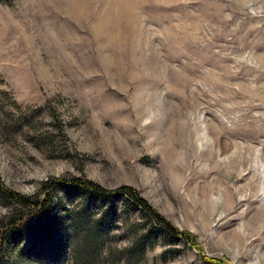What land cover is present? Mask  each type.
I'll return each instance as SVG.
<instances>
[{
    "label": "rangeland",
    "instance_id": "obj_1",
    "mask_svg": "<svg viewBox=\"0 0 264 264\" xmlns=\"http://www.w3.org/2000/svg\"><path fill=\"white\" fill-rule=\"evenodd\" d=\"M0 179L34 199L64 180L6 264H127L143 212L74 180L195 236L141 264H264V0H0ZM13 213L0 197V227Z\"/></svg>",
    "mask_w": 264,
    "mask_h": 264
},
{
    "label": "trees",
    "instance_id": "obj_2",
    "mask_svg": "<svg viewBox=\"0 0 264 264\" xmlns=\"http://www.w3.org/2000/svg\"><path fill=\"white\" fill-rule=\"evenodd\" d=\"M63 181L55 180L46 183L42 191L44 194L43 197L34 199L7 188L0 179V197L12 202L17 207L26 209L28 212L27 217L18 216V214L13 213L0 227V264H6L3 259V255L7 253L5 252V247L13 248L24 245L25 238L28 234L32 235L34 244L38 243L42 237L48 235L47 232L52 221V218H48L52 204V195L57 191L58 185H63ZM71 183L70 185H66L65 191L72 190V194L74 193L77 196L87 197L85 195L91 193L106 195L107 197L127 196L132 206L136 209H141L146 220V231L139 234L134 244L126 249L125 257H127V264L131 263L130 256L132 257L133 255L137 257L136 261L141 264L145 260L148 252L155 249L159 239L162 237L186 240L190 245L199 249L194 235L189 232L180 231L167 221L147 200L141 197L135 188L125 186L113 191L106 190L92 181L74 180ZM87 206L89 205L85 201L78 210L70 212V215L67 216V221L73 223L71 227L73 229L70 230V235H68L69 239L80 231L79 227L83 226V222L89 217L86 212ZM42 219H45V222ZM87 236L85 239H87ZM168 254L169 252H165L162 257L165 258ZM205 259L208 264H221L215 260ZM75 264H78V262H75Z\"/></svg>",
    "mask_w": 264,
    "mask_h": 264
}]
</instances>
